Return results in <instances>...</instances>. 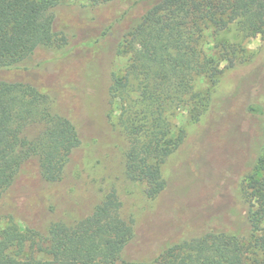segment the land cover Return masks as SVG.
<instances>
[{"label": "trees", "instance_id": "obj_1", "mask_svg": "<svg viewBox=\"0 0 264 264\" xmlns=\"http://www.w3.org/2000/svg\"><path fill=\"white\" fill-rule=\"evenodd\" d=\"M64 1L0 0V70L20 69L56 40L67 44L57 22ZM88 1L92 18L104 16L113 2ZM135 6L143 12L126 24L117 45L127 64L122 73L111 76L109 103L120 112V123L131 138L127 174L145 182L148 196L155 197L167 185L162 164L182 142L183 129L170 123L169 116L192 104L195 120L201 114L191 76L203 70L213 80L219 66L215 58L226 57L232 66V58L242 50L238 44H226L219 57L204 55L200 45L205 31L216 33L234 24L244 39L264 38V0H137ZM127 12L117 11L99 34L87 35L85 46L93 47L113 19L126 22ZM258 69L255 87L249 84L245 93L226 97L227 119L213 132L212 142V151H217L220 141L221 162L216 158L210 163V181L216 176L230 181L233 172L248 179L245 220L226 218L213 224L217 216L207 219L196 208L183 206L188 222L197 223L200 232L166 236L145 259L124 255L136 232L132 221L120 215L121 202L113 191L85 213L75 200L44 208L39 189L61 185L69 177L71 161L85 138L83 124L60 110L52 87L24 74L0 77V196H9L12 204V210L0 211V264H264V132L259 129L264 65ZM87 83L83 80L82 92L74 94L86 98ZM82 104L80 115L88 110V103ZM34 124H43V129L30 138L27 130ZM33 162L35 168L29 169ZM226 201L225 212L232 213L236 201L228 196ZM60 204L66 210L57 213Z\"/></svg>", "mask_w": 264, "mask_h": 264}, {"label": "rangeland", "instance_id": "obj_2", "mask_svg": "<svg viewBox=\"0 0 264 264\" xmlns=\"http://www.w3.org/2000/svg\"><path fill=\"white\" fill-rule=\"evenodd\" d=\"M112 1L108 12L101 13L104 16L99 14L98 18H92L88 0H65L58 9L57 22L59 29L64 31L67 44L56 40L47 49L37 51L23 66L20 65V69L0 70V77L13 79L24 74L52 87L58 98L57 106L62 107L60 110L83 124L85 138L71 161L69 177L61 185H46L39 189L38 196L43 198L44 208L59 201L75 200L85 213L101 201L103 195L113 191L121 202L120 215L132 221L136 232L124 255L131 259H145L149 257L147 253L155 252L162 246L166 236L200 232L197 223L188 222L183 206L196 208L207 219L217 216L213 224L229 218L240 222L245 220L249 202L244 190L248 179L243 180L233 172L230 181L218 176L210 181V163L216 158L221 162L218 153L220 141H217V151L215 147L212 151V142L216 140L213 132L222 127V120L227 119L223 110L226 97L235 91L245 93V88L259 78L261 69L258 68L264 65V38L256 35L244 39L234 24L216 33L205 31L200 45L204 55L219 57L226 44H238L242 50L232 58V66H228L226 57L215 58L219 66L213 80L203 70L191 76L193 95L200 100L201 114L195 120L192 104V108H178L169 116L170 123L183 129L182 142L162 164V173L167 180L165 189L159 195L149 197L146 183L131 179L127 174L126 152L131 138L120 123V112L110 105L108 93L111 76L122 73L127 64V56L119 55L117 50L122 32L143 9H140L141 5L135 6L137 0ZM121 10L129 11L125 18H130L123 24L113 19V25L105 29V34L100 35L93 47L85 46L87 35L99 34L108 25L107 21ZM22 68L29 69L28 73ZM83 80L89 82L86 98L74 94L82 92ZM207 96V102L201 101ZM82 102L88 103L84 115L77 112L79 107L83 108ZM259 120V129L264 132V115ZM42 129L43 124H34L28 127L27 134L30 138L35 137ZM33 163H30L29 169L35 168L36 163ZM227 196L236 201L232 213L225 212L226 204L230 203L226 201ZM11 207L9 196H0L1 212L12 210ZM64 210L65 205L60 204L57 213Z\"/></svg>", "mask_w": 264, "mask_h": 264}]
</instances>
